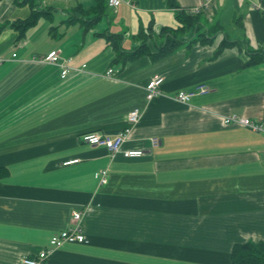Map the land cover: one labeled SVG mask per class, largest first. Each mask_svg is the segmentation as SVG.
Listing matches in <instances>:
<instances>
[{"label":"crops","instance_id":"crops-1","mask_svg":"<svg viewBox=\"0 0 264 264\" xmlns=\"http://www.w3.org/2000/svg\"><path fill=\"white\" fill-rule=\"evenodd\" d=\"M176 3L40 0L50 14L18 39L11 25L31 7L0 0V264L34 257L77 211L87 242L64 244L48 264H230L234 245L264 242V63L244 67L248 50L264 53V0H211L197 14L198 40L181 32L184 42L160 57L162 29L182 26L178 12L197 16L202 0ZM214 25L215 39L202 44ZM111 35L126 53L119 61ZM223 38L236 43L218 52ZM54 50L58 64L43 63ZM157 75L160 95L148 101ZM199 85L209 92L173 99ZM134 109L141 116L122 149L141 158L81 141L115 136ZM232 115L262 130L224 124Z\"/></svg>","mask_w":264,"mask_h":264},{"label":"built area","instance_id":"built-area-1","mask_svg":"<svg viewBox=\"0 0 264 264\" xmlns=\"http://www.w3.org/2000/svg\"><path fill=\"white\" fill-rule=\"evenodd\" d=\"M109 6L118 7L121 3V0H107ZM211 0H202V3L198 8L191 11L193 14H198L202 9L207 8ZM60 60L59 51L54 50L47 54L44 58H42L43 63L47 64H58ZM1 61V60H0ZM64 62V61H63ZM62 67V78H64L68 69L64 65L61 64ZM109 70L107 74L111 73ZM163 82V78L160 76H154L146 86V99L151 101L160 95L159 87ZM209 92L208 87L204 85H199L195 87L194 91H179L174 96L173 99L181 104H187L190 99L195 94H206ZM140 112L138 109H134L129 112L127 115L128 126L123 129L121 132L116 134L113 137L100 135L98 133H85L81 136V141L85 144L91 146H100L107 149L110 156L113 158L117 154H121L125 159H138L144 155V151L142 150H123L122 146L124 142L129 138L130 132L132 128L138 123L140 119ZM224 124L237 125L242 127L250 128L254 131H261L262 128L260 125L250 121L247 118L239 117L236 115H232L229 117L223 118ZM151 145L153 147L158 145L157 139L151 140ZM77 162V160L70 161L65 163V165L73 164ZM95 179L98 180L100 185H105L107 183V171H100L95 174ZM72 226L70 225L63 231L53 235L49 240V243L46 247H44L39 253H37L34 257H23L20 259L18 264H48L47 259L53 253L54 250L61 248L64 244H85L86 238L83 235V231L81 228V213L74 212L72 214Z\"/></svg>","mask_w":264,"mask_h":264},{"label":"trees","instance_id":"trees-1","mask_svg":"<svg viewBox=\"0 0 264 264\" xmlns=\"http://www.w3.org/2000/svg\"><path fill=\"white\" fill-rule=\"evenodd\" d=\"M100 2L102 0H99ZM29 4L31 7V13L29 17H27L23 21H18L11 25L12 28H14L16 31H19V37L18 39L23 38L26 31L33 27L37 21L41 17H45L50 14V11L39 8L40 0H17V4ZM166 4L170 9L177 10L178 5L176 3V0H166ZM103 3L98 5L96 8L102 9ZM97 9L96 16L94 18L88 19L85 24H88L90 26L93 24L97 19L99 15V10ZM78 13H72V19L78 20L80 17V14ZM82 14V13H81ZM197 15V14H196ZM199 15V14H198ZM198 15L194 16L187 12H178L176 13V18L180 21L181 27L177 30L173 31L171 29H162V33L164 35H168L166 37L165 42L163 43L162 48L160 47L159 52L157 53V56H163L167 55L170 52L173 51V49L178 46V44H182L184 41H181L178 39V37L181 35V32L185 33L190 31L191 35V43L196 42L198 40L199 35L194 34L196 30H198ZM101 16V15H100ZM83 19V18H82ZM68 22H71L68 21ZM207 31L209 32L208 35L201 34L200 36L203 38L202 41H200L202 44L210 43L212 40H214V36L219 31V27L214 25L210 28H207ZM108 42L111 44L112 48L116 50L117 57L116 60H120L122 54H126L124 52L119 51V45L120 43L117 41L118 39L114 36H108L107 37ZM222 42V43H221ZM221 45L219 44L218 52H220L221 49H223L227 45L234 44L236 42H230L228 39L223 38L221 41ZM137 52V53H136ZM135 54H141V49L139 48L137 51L133 52V55H130L128 58L134 57ZM248 60L245 62L244 67H252L257 66L262 63H264V53L248 50L247 51ZM7 174L6 170L3 168H0V181L2 178L5 177ZM230 264H264V242H246L243 244H236L232 247L230 252Z\"/></svg>","mask_w":264,"mask_h":264},{"label":"rangeland","instance_id":"rangeland-1","mask_svg":"<svg viewBox=\"0 0 264 264\" xmlns=\"http://www.w3.org/2000/svg\"><path fill=\"white\" fill-rule=\"evenodd\" d=\"M259 13H262L261 11H259ZM215 15H216V11H214V9H212V12H209V14H208V17H207V19L208 20H210L211 22V24L212 23H216V21H217V19L215 18ZM244 15H242V18L244 19ZM239 20V19H238ZM209 22H208V24H210ZM231 23H229V25H230ZM236 26H238L239 28H242V26L240 25V20L239 21H236ZM229 28V27H228ZM228 28H226V30H229Z\"/></svg>","mask_w":264,"mask_h":264},{"label":"bare ground","instance_id":"bare-ground-1","mask_svg":"<svg viewBox=\"0 0 264 264\" xmlns=\"http://www.w3.org/2000/svg\"><path fill=\"white\" fill-rule=\"evenodd\" d=\"M210 28V27H209ZM202 32V31H201ZM200 33V32H199ZM222 43V42H221ZM221 43H220V45H221ZM129 53V52H128ZM82 68V67H81Z\"/></svg>","mask_w":264,"mask_h":264}]
</instances>
